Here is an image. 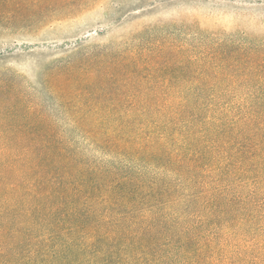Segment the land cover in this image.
Wrapping results in <instances>:
<instances>
[{"label":"trees","instance_id":"16d2710c","mask_svg":"<svg viewBox=\"0 0 264 264\" xmlns=\"http://www.w3.org/2000/svg\"><path fill=\"white\" fill-rule=\"evenodd\" d=\"M31 1L66 0H0V23ZM240 25L146 27L33 94L0 75V264H264V20Z\"/></svg>","mask_w":264,"mask_h":264},{"label":"rangeland","instance_id":"374dc122","mask_svg":"<svg viewBox=\"0 0 264 264\" xmlns=\"http://www.w3.org/2000/svg\"><path fill=\"white\" fill-rule=\"evenodd\" d=\"M42 3L31 1L15 23H0V75L17 77L32 94L56 62L95 47L128 51L136 45L133 35L146 27L153 30L144 39L199 47L208 35L223 38L245 29L241 22L264 20V0H66L40 9Z\"/></svg>","mask_w":264,"mask_h":264}]
</instances>
